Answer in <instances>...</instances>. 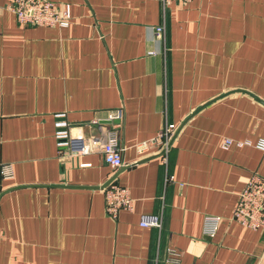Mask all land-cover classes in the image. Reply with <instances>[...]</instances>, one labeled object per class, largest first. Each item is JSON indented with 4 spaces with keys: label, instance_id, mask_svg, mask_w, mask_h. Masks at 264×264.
I'll list each match as a JSON object with an SVG mask.
<instances>
[{
    "label": "crops",
    "instance_id": "crops-1",
    "mask_svg": "<svg viewBox=\"0 0 264 264\" xmlns=\"http://www.w3.org/2000/svg\"><path fill=\"white\" fill-rule=\"evenodd\" d=\"M48 1L69 5L68 27L0 12V164L12 168L0 264H264V230L231 219L250 175L264 179V151L221 147L264 140V0ZM117 110L114 176L134 206L110 219L111 169L97 152H59L55 124L101 138ZM165 123L177 126L166 163L153 146L139 154ZM210 216L221 219L211 237Z\"/></svg>",
    "mask_w": 264,
    "mask_h": 264
},
{
    "label": "built area",
    "instance_id": "built-area-1",
    "mask_svg": "<svg viewBox=\"0 0 264 264\" xmlns=\"http://www.w3.org/2000/svg\"><path fill=\"white\" fill-rule=\"evenodd\" d=\"M163 8L172 3H188L191 0H159ZM11 12L16 21L22 26H39L48 28H66L71 23L70 7L68 4H56L48 0H11L8 4L0 7V12ZM154 38L158 41L164 38V27L159 26L153 30ZM122 113L117 110L109 114L107 122L110 123L104 135L99 137L85 138L81 135L71 136L68 126L57 121L55 136L58 140L59 152L68 156L84 155L89 152L100 154L103 162L112 174L108 182L101 188L104 197V211L110 219H116L119 212L133 210L134 200L127 187L116 183L114 174L123 167L120 147V129ZM93 121L92 124H97ZM177 126L165 123L157 132L156 136L147 142L136 145V151L141 154L146 152L150 146L156 148L162 162L166 163L168 151L176 136ZM244 145L251 146L264 151V140H258L255 144L249 141H234L224 139L221 147L230 146L241 148ZM64 147V150L61 148ZM12 177L10 164H0V192L2 181ZM232 221L251 230H264V179L253 173L248 178L245 186L238 193L237 201L231 216ZM220 217H205L203 222V234L212 236L219 223ZM139 225L141 227H160V221L155 216H142Z\"/></svg>",
    "mask_w": 264,
    "mask_h": 264
}]
</instances>
